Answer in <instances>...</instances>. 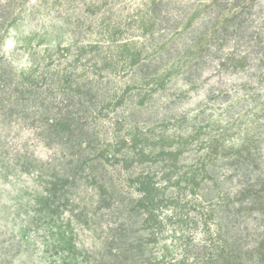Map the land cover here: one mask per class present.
I'll return each mask as SVG.
<instances>
[{"label": "rangeland", "instance_id": "1", "mask_svg": "<svg viewBox=\"0 0 264 264\" xmlns=\"http://www.w3.org/2000/svg\"><path fill=\"white\" fill-rule=\"evenodd\" d=\"M0 264H264V0H0Z\"/></svg>", "mask_w": 264, "mask_h": 264}]
</instances>
